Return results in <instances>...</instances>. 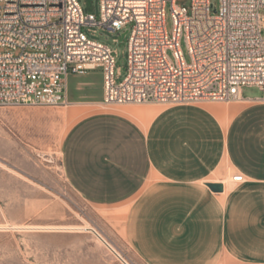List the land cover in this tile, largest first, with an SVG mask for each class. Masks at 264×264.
Listing matches in <instances>:
<instances>
[{
    "label": "crops",
    "instance_id": "1",
    "mask_svg": "<svg viewBox=\"0 0 264 264\" xmlns=\"http://www.w3.org/2000/svg\"><path fill=\"white\" fill-rule=\"evenodd\" d=\"M258 98L243 94L248 103L227 128L198 103L164 106L147 129L122 111L83 112L66 147L67 175L91 204L127 208L128 242L143 264H264ZM225 161L245 178L227 190L214 177Z\"/></svg>",
    "mask_w": 264,
    "mask_h": 264
},
{
    "label": "built area",
    "instance_id": "2",
    "mask_svg": "<svg viewBox=\"0 0 264 264\" xmlns=\"http://www.w3.org/2000/svg\"><path fill=\"white\" fill-rule=\"evenodd\" d=\"M99 1L100 19L78 0H0V106L67 104L70 70L97 66L105 105L241 100L245 86L259 88L264 102V0H220L219 10L211 0H191L190 8L177 0ZM127 26V73L118 81L114 51L86 30ZM111 249L121 264H134Z\"/></svg>",
    "mask_w": 264,
    "mask_h": 264
},
{
    "label": "rangeland",
    "instance_id": "3",
    "mask_svg": "<svg viewBox=\"0 0 264 264\" xmlns=\"http://www.w3.org/2000/svg\"><path fill=\"white\" fill-rule=\"evenodd\" d=\"M78 1L85 13L100 19L99 0ZM176 2L188 8L191 5V0ZM211 2L219 10L220 0ZM166 25L171 33L170 2L166 7ZM129 27L118 33L96 27L86 30L89 37L108 44L114 51L116 74L120 73L118 81L127 73L128 34L123 41L120 38ZM181 47L190 62L184 41ZM67 86L68 100L80 103L0 106V264H121L111 247L127 255L134 264H143L134 256L128 242L126 219L113 214L121 206H99L88 202L70 181L65 166L66 147L81 119L77 120L80 114L71 119L58 111L74 106H96L88 102L104 98V70L100 66L85 73L70 70ZM243 94L260 97L262 91L245 86ZM214 102L241 103L237 100ZM151 103L162 104L97 105V111ZM134 119L128 120L139 129L141 126ZM233 173L234 170L229 171L222 179L231 181ZM233 186L231 181L229 188ZM103 239L106 242L102 243Z\"/></svg>",
    "mask_w": 264,
    "mask_h": 264
},
{
    "label": "bare ground",
    "instance_id": "4",
    "mask_svg": "<svg viewBox=\"0 0 264 264\" xmlns=\"http://www.w3.org/2000/svg\"><path fill=\"white\" fill-rule=\"evenodd\" d=\"M243 100H237V102H242ZM247 101V100H246ZM230 102V101H229ZM200 105L204 106L205 108H207L208 110L214 112L222 121L223 125L225 126V128L228 127L230 121L232 120V118L236 115V113L243 107L245 106L244 103H216L213 100H206V101H200L198 102ZM248 103V102H247ZM99 107L100 106H104V104H97ZM97 105L95 106H74L71 107L68 110H63V111H58L59 113L62 114L63 117H69V118H74L77 115L89 111V110H93V109H97ZM107 107V105H105ZM104 106V107H105ZM164 106H167V104H142V105H134V106H119L118 110L122 111L124 113H127L133 117H135L140 124L147 129L150 122L152 121V119L160 112V110L162 108H164ZM18 107V106H17ZM56 107V106H55ZM11 108V107H10ZM53 108V107H52ZM110 108V107H108ZM45 109V108H44ZM61 109V108H60ZM42 110V109H40ZM55 110V109H54ZM53 110V111H54ZM36 111V110H35ZM48 111V110H47ZM24 112V111H23ZM38 112V111H37ZM50 112V111H49ZM48 112V113H49ZM52 112V111H51ZM56 112V111H55ZM44 113V112H43ZM42 113V114H43ZM20 114V113H19ZM33 114V113H32ZM35 114V113H34ZM41 114V113H40ZM37 116V114H36ZM45 116V115H44ZM58 116V115H57ZM33 117V116H32ZM31 117V118H32ZM56 117V116H55ZM36 118V117H35ZM27 119V118H26ZM19 120V118H18ZM50 120V118H49ZM24 121V120H23ZM37 121V120H35ZM43 121V120H42ZM58 121V120H57ZM56 121V122H57ZM50 122V121H49ZM45 125V123H44ZM38 127V126H37ZM36 127V128H37ZM60 129V128H59ZM58 129V130H59ZM39 132V131H38ZM44 136V135H43ZM46 136V134H45ZM48 138V137H47ZM47 140V139H46ZM45 141V140H44ZM232 168H227L226 165V161L223 162V164L219 167V169H217V172L215 174V178H219V177H225V175H229V171H232ZM225 171V172H223ZM214 178V179H215ZM231 180V179H230ZM223 182L225 183V186H227L226 190L229 188V184L231 181H228L227 179L224 178ZM232 188V187H231ZM227 193V192H226ZM222 195V194H221ZM117 218L120 219H125L126 215H127V208H119L117 209L114 213H113ZM87 226V225H86ZM89 227V226H88ZM85 228V227H83ZM92 228V226H91ZM64 229V228H63ZM66 229V227H65ZM68 229V228H67ZM69 229H72L69 228ZM91 230V229H90ZM96 235V233H95ZM97 236V235H96ZM102 239V237H101ZM104 239L103 242L104 243ZM106 242V241H105ZM108 243V242H107ZM106 245V244H105ZM223 264V263H222Z\"/></svg>",
    "mask_w": 264,
    "mask_h": 264
},
{
    "label": "water",
    "instance_id": "5",
    "mask_svg": "<svg viewBox=\"0 0 264 264\" xmlns=\"http://www.w3.org/2000/svg\"><path fill=\"white\" fill-rule=\"evenodd\" d=\"M128 33V30H125L122 34H121V38H120V41H123L125 36L127 35ZM208 186L213 190V191H217V192H220V191H223L224 189V186L222 183H209Z\"/></svg>",
    "mask_w": 264,
    "mask_h": 264
}]
</instances>
